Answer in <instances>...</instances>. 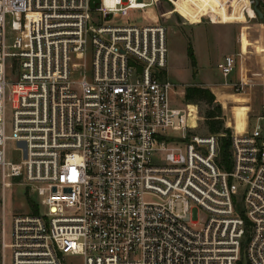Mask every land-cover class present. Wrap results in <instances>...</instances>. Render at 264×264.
I'll return each mask as SVG.
<instances>
[{
    "label": "built area",
    "instance_id": "built-area-1",
    "mask_svg": "<svg viewBox=\"0 0 264 264\" xmlns=\"http://www.w3.org/2000/svg\"><path fill=\"white\" fill-rule=\"evenodd\" d=\"M151 4L0 0L3 198L22 178L43 204L4 214L1 264H264V95L225 160L227 133L175 105L166 27L116 22ZM237 65L218 64L232 90L264 87Z\"/></svg>",
    "mask_w": 264,
    "mask_h": 264
},
{
    "label": "rangeland",
    "instance_id": "rangeland-1",
    "mask_svg": "<svg viewBox=\"0 0 264 264\" xmlns=\"http://www.w3.org/2000/svg\"><path fill=\"white\" fill-rule=\"evenodd\" d=\"M142 1H152V4L144 11L132 10L116 22L148 24L156 18L166 27L168 33L166 72L168 78L179 85L175 105L185 108L188 104L198 106L199 121L195 133L205 136L210 132L206 112L217 106L221 107V119L224 120L225 127L233 130L236 124L241 131L247 122L248 106H251V116L260 114L264 87L253 85L235 92L226 85V82H233L238 76L233 73L229 78L224 77L218 64L226 55L234 54L238 62L237 74L242 71L246 80L251 82H260L262 79L260 75L263 74L264 67V22L257 15L249 17L247 10L252 8L249 0H174L175 6L168 0ZM152 13H155L153 18ZM212 15L216 16L217 22H212ZM240 38L244 40L240 41ZM189 46L195 52L197 63L194 66L188 55ZM189 86L210 88L216 95L215 102L210 107L203 102L197 104L188 101L186 90ZM255 122L256 119L252 121V129ZM192 123L195 125L194 121ZM15 145L11 143L9 151L14 149ZM9 155L11 158V153ZM12 182L3 198L0 180V264L4 214L6 226L9 228L14 213H37L40 208L43 209L41 197L24 183V179L15 178ZM71 259L72 264H81L80 258Z\"/></svg>",
    "mask_w": 264,
    "mask_h": 264
},
{
    "label": "trees",
    "instance_id": "trees-1",
    "mask_svg": "<svg viewBox=\"0 0 264 264\" xmlns=\"http://www.w3.org/2000/svg\"><path fill=\"white\" fill-rule=\"evenodd\" d=\"M262 21L264 22V20ZM188 55L191 59L192 65H196L197 61L195 52L193 48H191V46H189ZM186 98L188 101H192L197 104H199V102H203L211 107V105L216 100V95L210 88L201 86H189L186 90ZM221 114V107L217 106L214 109H209L206 112V118L211 133H227V136L221 138V152L223 158L226 160L227 157H229L231 130L225 127V122L223 119H221Z\"/></svg>",
    "mask_w": 264,
    "mask_h": 264
},
{
    "label": "water",
    "instance_id": "water-1",
    "mask_svg": "<svg viewBox=\"0 0 264 264\" xmlns=\"http://www.w3.org/2000/svg\"><path fill=\"white\" fill-rule=\"evenodd\" d=\"M253 9L256 13V15L261 19V20H264V11L260 8V5H259V0H254V3H253ZM17 145L19 147H22L23 150H24V157L26 158L27 157V143L26 141H18L17 142Z\"/></svg>",
    "mask_w": 264,
    "mask_h": 264
},
{
    "label": "bare ground",
    "instance_id": "bare-ground-1",
    "mask_svg": "<svg viewBox=\"0 0 264 264\" xmlns=\"http://www.w3.org/2000/svg\"><path fill=\"white\" fill-rule=\"evenodd\" d=\"M247 13H248L249 17H255V13H254L252 8H248ZM153 16H155V13H152V18H153ZM154 19H156V18H154ZM212 22H217V18L215 15H212ZM243 40H244L243 38H240V41H243ZM230 95H232V94L230 93Z\"/></svg>",
    "mask_w": 264,
    "mask_h": 264
}]
</instances>
